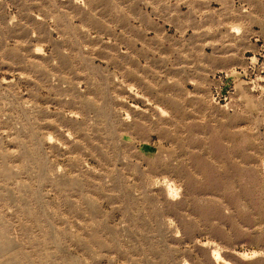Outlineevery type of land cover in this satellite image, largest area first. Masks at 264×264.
Wrapping results in <instances>:
<instances>
[{
  "label": "rangeland",
  "instance_id": "1",
  "mask_svg": "<svg viewBox=\"0 0 264 264\" xmlns=\"http://www.w3.org/2000/svg\"><path fill=\"white\" fill-rule=\"evenodd\" d=\"M0 264H264V0H0Z\"/></svg>",
  "mask_w": 264,
  "mask_h": 264
},
{
  "label": "crops",
  "instance_id": "2",
  "mask_svg": "<svg viewBox=\"0 0 264 264\" xmlns=\"http://www.w3.org/2000/svg\"><path fill=\"white\" fill-rule=\"evenodd\" d=\"M247 28H249V29H250V28H252V25H251V26H248ZM246 36H249V37H251V36H252V34H251V33H247V34H246Z\"/></svg>",
  "mask_w": 264,
  "mask_h": 264
}]
</instances>
